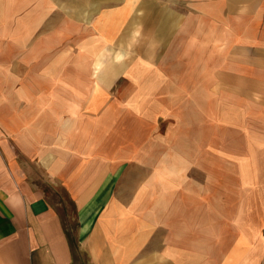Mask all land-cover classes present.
Segmentation results:
<instances>
[{"label": "crops", "instance_id": "0c3cea01", "mask_svg": "<svg viewBox=\"0 0 264 264\" xmlns=\"http://www.w3.org/2000/svg\"><path fill=\"white\" fill-rule=\"evenodd\" d=\"M0 264H264V0H0Z\"/></svg>", "mask_w": 264, "mask_h": 264}]
</instances>
